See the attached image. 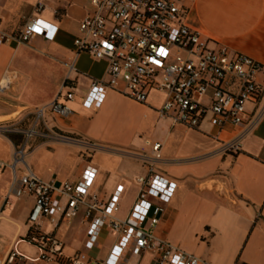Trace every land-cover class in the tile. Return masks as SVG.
Segmentation results:
<instances>
[{"label": "crops", "instance_id": "1", "mask_svg": "<svg viewBox=\"0 0 264 264\" xmlns=\"http://www.w3.org/2000/svg\"><path fill=\"white\" fill-rule=\"evenodd\" d=\"M40 1L0 0L1 32L18 35L35 18L57 29L54 39L34 35L26 43L0 41V83L11 81L0 92V160L12 164L24 148L25 133L34 127L47 132L50 140L37 135L24 148L35 175L57 185L78 182L91 165L98 170L91 193L107 202L122 186L117 216L126 218L139 191L136 179L149 170L139 159L120 153H152L146 139L162 143L156 172L177 186L169 202L155 201L162 208L157 235L209 264H264V90L257 103L246 105L247 125L240 129L214 126L209 112L197 128L174 124L159 113L168 99L159 90L150 91L147 102L140 104L109 89L102 102L87 107L92 82L106 78L108 64L82 53L74 69L71 65L80 23L95 8L91 0H44V9L36 13ZM188 8L185 22L191 29L227 46L232 57L243 54L262 65L256 80L264 88V0H191ZM67 81L75 94L69 104L72 114L48 113L37 122L36 110L51 104ZM14 84L15 94H10ZM8 127L14 129L9 132ZM147 130H154L153 137ZM240 136L241 152L223 151L224 142ZM65 138L96 147L92 161L79 157L82 147L67 144ZM12 182V169L1 168L0 264L12 256L15 264H58L39 261L41 251L30 240L36 232L53 236L67 255L86 252L90 260L108 258L117 235L105 228L95 249L87 252L84 206L57 228L43 216L32 222L36 199L16 196ZM160 257V252L129 255L127 264H158Z\"/></svg>", "mask_w": 264, "mask_h": 264}, {"label": "built area", "instance_id": "2", "mask_svg": "<svg viewBox=\"0 0 264 264\" xmlns=\"http://www.w3.org/2000/svg\"><path fill=\"white\" fill-rule=\"evenodd\" d=\"M43 1L35 6L36 13L44 9ZM190 1L91 0L95 12L85 16L80 23L71 69L75 68V61L82 53L107 62L108 68L106 78L92 82L85 101L87 107L102 102L109 89L140 104L147 102L150 91L159 90L168 96L159 113L162 118H171L174 124L197 128L209 112L211 123L216 127L232 125L240 129L247 125L244 120L246 105L257 103L264 90L256 80L262 65L243 54L232 57L227 46L205 39L191 29L185 22ZM56 32V28L35 18L28 21L18 35L0 31V41L26 43L34 35L54 39ZM10 85L9 78L2 80L0 92L8 90ZM74 100L73 87L67 81L51 104L36 110L37 122L48 113L70 116L69 104ZM25 135L27 139L47 136L39 133L36 127ZM146 143L152 153L142 159L149 166V173L136 179L139 191L126 218L117 216L121 209L122 186L107 202L97 193H91L98 174L91 165L85 168L78 182L57 185L35 175L25 160L24 148L18 150L12 164L0 160V169H12V192L18 197H35L32 222L43 216L57 228L73 220L84 206V221L89 224L84 243L87 252L95 249L105 228L117 235L110 255L100 261L90 260L86 252L67 255L53 236L36 232L30 240L41 251L39 261L127 264L129 255L160 252L158 264H209L157 235L158 215L162 208L155 201L169 202L177 185L154 169L162 159V143L149 140ZM222 149L226 153L241 152L243 137L224 142ZM14 259L10 257L5 264H15Z\"/></svg>", "mask_w": 264, "mask_h": 264}, {"label": "rangeland", "instance_id": "3", "mask_svg": "<svg viewBox=\"0 0 264 264\" xmlns=\"http://www.w3.org/2000/svg\"><path fill=\"white\" fill-rule=\"evenodd\" d=\"M18 74L19 73L17 72V76H18ZM15 85L16 84H14L13 89L11 90V93L10 94H15V89H16V86ZM8 126H10V124H8ZM13 129H14V127H8L7 131L10 132V130H13ZM146 133H150V135L153 137L154 130H152V131L147 130ZM46 134H47V136H45L43 138L50 140L51 139V136L47 132H46ZM56 137L58 138L59 141L62 140L61 137H59V136H56ZM31 140H32V138L31 139H27L26 138L25 141H24L23 147L24 148H27L28 145H29V143L31 142ZM148 140L151 141V142H153V141L150 140V139H146L145 140V145L149 147V145L146 143ZM65 141L67 142V144L69 143V144H71L73 146L82 147V149L80 150V152L79 153L77 152L78 153L77 155L79 157L85 158L87 161H92V159L94 157V154H95L94 153V150L97 149L96 147H94L92 145L85 144V143L81 142L80 140H77V139H74V138H73V140L71 138V140H65ZM66 142H64V143H66ZM117 153H120V152H117ZM136 153H138V154H129V153H124V152H121L120 154L121 155H124V156L132 155L136 159H139L141 161V163L144 165V167H147V169H148L149 166L147 164H145L144 159H142V156H144V155L150 156L151 153L148 152V151H145V149H142V150H140V151H138ZM157 168H158V166L156 165L154 167L155 171H156Z\"/></svg>", "mask_w": 264, "mask_h": 264}, {"label": "snow or ice", "instance_id": "4", "mask_svg": "<svg viewBox=\"0 0 264 264\" xmlns=\"http://www.w3.org/2000/svg\"><path fill=\"white\" fill-rule=\"evenodd\" d=\"M36 30L39 31V28H37ZM161 54H164L163 51L161 52Z\"/></svg>", "mask_w": 264, "mask_h": 264}]
</instances>
